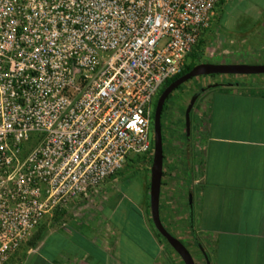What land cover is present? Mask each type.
<instances>
[{
  "label": "built area",
  "instance_id": "2783aa9c",
  "mask_svg": "<svg viewBox=\"0 0 264 264\" xmlns=\"http://www.w3.org/2000/svg\"><path fill=\"white\" fill-rule=\"evenodd\" d=\"M221 0H0V264L153 158L152 104Z\"/></svg>",
  "mask_w": 264,
  "mask_h": 264
},
{
  "label": "crops",
  "instance_id": "0c3cea01",
  "mask_svg": "<svg viewBox=\"0 0 264 264\" xmlns=\"http://www.w3.org/2000/svg\"><path fill=\"white\" fill-rule=\"evenodd\" d=\"M253 1L245 11L263 16L264 0ZM259 18L254 24L263 25ZM236 82L202 93L209 92V98L199 130L203 190L200 207L197 200L194 204L195 225L211 264H264V76ZM101 193L46 216L50 223L43 238L34 246L23 244L6 264H157L154 243L142 244L132 235L131 222H125L131 220L130 209L92 211L90 202L110 198ZM130 245L137 248L132 258Z\"/></svg>",
  "mask_w": 264,
  "mask_h": 264
},
{
  "label": "rangeland",
  "instance_id": "374dc122",
  "mask_svg": "<svg viewBox=\"0 0 264 264\" xmlns=\"http://www.w3.org/2000/svg\"><path fill=\"white\" fill-rule=\"evenodd\" d=\"M224 0L217 8V14L209 29H207L203 43L196 52L194 58L197 64L205 62L213 63H264V24H254L255 19H264L263 16L252 14L245 9L252 0H246L242 4L226 3ZM257 2V1H253ZM264 21V20H263ZM264 23V22H263ZM193 58L187 57V64ZM254 76V77H249ZM259 75H217L211 77L199 76L186 82L181 89L172 92L168 98L167 110L162 116V135L164 155V170L166 176L163 178L160 196V215L166 228L179 238L189 249L193 257L197 258L198 264H205L202 254L193 239L189 224L188 194L186 185L176 183L175 178L184 176L185 158L178 149L185 142H191L194 152L203 158V138L200 129L203 126L204 104L209 98V92L200 96L192 108L190 114V136L189 140L185 136V113L192 96L201 88L216 82H236L247 78H261ZM162 88V87H161ZM161 90V89H160ZM159 90V92H160ZM159 92L155 96L152 110L159 98ZM219 92V91H217ZM153 115V111H152ZM154 119L152 118V123ZM154 124V123H153ZM152 124V140L154 147V125ZM134 161H128L122 171L110 183L102 187L96 193H104L110 198L90 202L92 211L102 214L101 210L115 211L121 214L123 210L132 211V217L125 222H131V233L142 244L149 247L148 241L154 243L157 264H184L181 257L169 245L166 240L158 237V231L150 222V178L153 158L135 157ZM197 179V178H196ZM94 193V194H96ZM101 193V194H102ZM50 218L44 219L36 228L27 244L40 228L47 229ZM117 222H119L117 220ZM54 223V222H53ZM143 226L148 229V238L144 236ZM195 230L202 241V232L195 225ZM127 255L132 256L137 253L135 245L127 246Z\"/></svg>",
  "mask_w": 264,
  "mask_h": 264
},
{
  "label": "water",
  "instance_id": "95a60500",
  "mask_svg": "<svg viewBox=\"0 0 264 264\" xmlns=\"http://www.w3.org/2000/svg\"><path fill=\"white\" fill-rule=\"evenodd\" d=\"M264 74V63H213L205 62L195 65L190 71L179 76L176 80L171 82L161 93L156 103L154 111V152L153 161L151 167V178H150V218L156 230L162 235L169 245L177 252L181 257L184 264H196L195 258L185 246V244L173 235L162 222L160 215V195L163 180L164 171V146H163V135H162V111L164 104L170 94L174 92L179 86L185 84L189 80L207 75H258ZM228 86H236L237 82H226ZM217 83L210 84L207 87H203L198 90L191 98V101L186 109L185 113V127L186 135L189 140L191 134L190 130V114L194 103L202 95L206 88L216 86ZM188 211H189V224L191 230H195V206L192 195H189L188 199ZM201 251L205 258L206 264H211L208 255L205 253L204 248L200 245Z\"/></svg>",
  "mask_w": 264,
  "mask_h": 264
},
{
  "label": "trees",
  "instance_id": "16d2710c",
  "mask_svg": "<svg viewBox=\"0 0 264 264\" xmlns=\"http://www.w3.org/2000/svg\"><path fill=\"white\" fill-rule=\"evenodd\" d=\"M224 0H221V3ZM203 39L204 36H202L197 45L193 48V50L189 53V55H191V57L193 58V60L189 63L186 64L184 69L174 78L167 80L160 92H159V96L161 95V93L163 92V90L174 80H176L179 76L187 73L188 71H190L195 65H197V62L195 61V57H196V52L198 50V48L201 46V44L203 43ZM211 77L217 76V75H210ZM184 85V84H183ZM183 85L179 86L176 90L181 89L183 87ZM220 85H224V83H218V86ZM203 95V94H202ZM201 95V96H202ZM169 98V97H168ZM168 99L166 100L164 107H163V111H162V116L164 115V113L166 112L168 106ZM155 107H156V103L154 105V110H153V115L152 118L154 119V111H155ZM153 124V123H152ZM185 136L187 137V135L185 134ZM152 148H153V142H152ZM179 152H182L185 158V173L184 176L181 175L180 177L175 178L176 183H183L186 185L187 188V194H188V199H189V195H192L193 198V202L195 204V201L197 200V206L198 208L200 207V204L202 203V190H203V182L202 179H199L202 174H203V159H200L199 156L194 152V148L192 143L190 142H185L183 144V146L181 148L178 149ZM136 158H132L130 159V161H134ZM166 159V156L164 155V161ZM166 176V172L165 170L163 171V178ZM199 180L198 183H195V180L197 179ZM162 185H164L163 180H162ZM161 196V195H160ZM197 197V198H196ZM188 205V204H187ZM160 209H161V204H160ZM150 222L152 223L151 218L149 219ZM163 222V220H162ZM164 224V222H163ZM166 227V226H165ZM168 230V229H167ZM44 232H45V228H40L39 230L34 234V236L31 238V240L29 241V245L34 246L37 244L38 241H40L43 236H44ZM192 232V236L194 241L196 242L199 252L202 254V257L204 259L203 253L201 251L200 245L204 248L202 241L200 240L197 231L196 230H191ZM174 235V234H173ZM158 237L166 240L162 235L159 234L158 232Z\"/></svg>",
  "mask_w": 264,
  "mask_h": 264
}]
</instances>
